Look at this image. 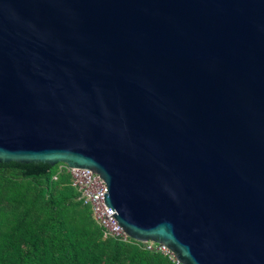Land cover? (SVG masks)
I'll list each match as a JSON object with an SVG mask.
<instances>
[{"label":"water","instance_id":"obj_1","mask_svg":"<svg viewBox=\"0 0 264 264\" xmlns=\"http://www.w3.org/2000/svg\"><path fill=\"white\" fill-rule=\"evenodd\" d=\"M0 161L94 169L183 264H264V0H0Z\"/></svg>","mask_w":264,"mask_h":264},{"label":"trees","instance_id":"obj_2","mask_svg":"<svg viewBox=\"0 0 264 264\" xmlns=\"http://www.w3.org/2000/svg\"><path fill=\"white\" fill-rule=\"evenodd\" d=\"M58 165L0 161V264H175L141 241L103 237Z\"/></svg>","mask_w":264,"mask_h":264},{"label":"built area","instance_id":"obj_3","mask_svg":"<svg viewBox=\"0 0 264 264\" xmlns=\"http://www.w3.org/2000/svg\"><path fill=\"white\" fill-rule=\"evenodd\" d=\"M58 167L59 170H65L70 175V184L78 191L77 197L81 202L90 207L94 219L102 228L103 237H114L123 241H141L124 231L122 225L110 215L103 193L108 190L107 184L97 171L83 166H69L64 162H59ZM141 242L146 248L167 255L175 264H183L176 257L174 251L166 245L152 240H142Z\"/></svg>","mask_w":264,"mask_h":264}]
</instances>
